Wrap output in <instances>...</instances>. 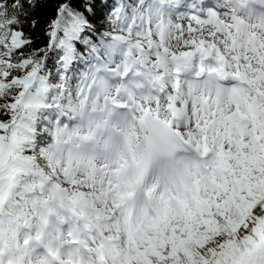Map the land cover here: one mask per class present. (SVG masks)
I'll return each instance as SVG.
<instances>
[{
  "label": "snow or ice",
  "instance_id": "6c2138e0",
  "mask_svg": "<svg viewBox=\"0 0 264 264\" xmlns=\"http://www.w3.org/2000/svg\"><path fill=\"white\" fill-rule=\"evenodd\" d=\"M0 264H264V0H0Z\"/></svg>",
  "mask_w": 264,
  "mask_h": 264
}]
</instances>
